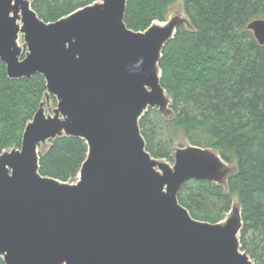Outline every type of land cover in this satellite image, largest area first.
Wrapping results in <instances>:
<instances>
[{"label":"water","instance_id":"95a60500","mask_svg":"<svg viewBox=\"0 0 264 264\" xmlns=\"http://www.w3.org/2000/svg\"><path fill=\"white\" fill-rule=\"evenodd\" d=\"M127 0H96L45 21L31 0H0V59L9 78L44 76L45 98L20 147L0 154V257L5 264H255L241 248L240 203L217 222L178 198L192 179L227 186L236 166L211 147L186 145L174 160L146 148L140 118L173 115L162 85L163 50L178 9L145 30L125 22ZM264 45V19L248 24ZM22 39V41H21ZM51 96L57 105L46 106ZM62 136L84 139L76 182L40 173L41 153Z\"/></svg>","mask_w":264,"mask_h":264},{"label":"trees","instance_id":"16d2710c","mask_svg":"<svg viewBox=\"0 0 264 264\" xmlns=\"http://www.w3.org/2000/svg\"><path fill=\"white\" fill-rule=\"evenodd\" d=\"M31 1L43 20L55 21L96 0ZM174 1L127 0L124 20L133 30H145L154 20H166ZM184 10L191 27L178 28L159 62L162 85L172 98L168 125L235 161L236 170L226 187L189 180L178 198L194 218L217 222L237 195L243 219L241 248L255 264H264V45L247 27L264 18V0H184ZM46 92L43 75L9 78L0 59V154L21 146L25 127ZM50 102L57 105L54 96ZM147 113L149 109L139 121L147 150L173 161L168 145L157 141L148 127ZM49 143L41 153L40 173L73 183L87 157V142L62 136ZM0 264H5L1 257Z\"/></svg>","mask_w":264,"mask_h":264},{"label":"rangeland","instance_id":"374dc122","mask_svg":"<svg viewBox=\"0 0 264 264\" xmlns=\"http://www.w3.org/2000/svg\"><path fill=\"white\" fill-rule=\"evenodd\" d=\"M178 9H181L183 10L184 13H186L184 10V0H176L173 3H171L168 9V12L166 14V19L169 17L171 13H173L175 10H178ZM54 107L55 106H53L52 103L50 102V104L46 106L47 112L48 113L51 112ZM169 118L170 117H165L163 113L159 111L158 108H149V113H147L148 127L152 130L153 135L156 137L157 141L162 142L163 145L164 144L168 145V148L170 149V153H171L170 155H173L175 149L178 147H183L186 145H197L191 139H189V137L186 135V132L182 128L170 127L168 125ZM49 145L50 143L47 144L46 149L48 148ZM230 163L236 166L235 161L230 162ZM232 199H233V203H238L237 195L235 194L232 195Z\"/></svg>","mask_w":264,"mask_h":264}]
</instances>
